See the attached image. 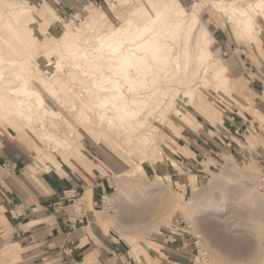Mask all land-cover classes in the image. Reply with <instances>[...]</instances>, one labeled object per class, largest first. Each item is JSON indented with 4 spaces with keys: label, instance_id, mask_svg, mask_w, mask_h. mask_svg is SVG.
<instances>
[{
    "label": "rangeland",
    "instance_id": "1",
    "mask_svg": "<svg viewBox=\"0 0 264 264\" xmlns=\"http://www.w3.org/2000/svg\"><path fill=\"white\" fill-rule=\"evenodd\" d=\"M140 1L22 0L17 3L0 0V21L6 20L0 32L4 30L10 38L2 40L4 37L0 36V56L8 64L17 57L26 59L24 67L39 77L35 86L42 94L45 109L49 110L46 114L40 105L33 106L28 129L17 128L15 118L6 117L10 115L3 108L6 101H0V141L10 139L12 145H17L13 152H26L30 165L42 163L34 170L37 173L52 169V165L60 169L64 162L74 165L86 161L87 165L98 167L112 181V195L120 203L116 204L117 210L129 213L130 209H142L144 222L134 228V236L118 227L114 204H106L101 218L105 231L111 227L126 249H135L136 255L141 254L137 257L141 264H164L165 261L171 264L168 261L174 251L186 257L187 262H183L186 264H264V188L259 185L264 171L253 160L238 155L221 161L207 160L195 166L178 156L182 150L178 143H186L181 140L182 135H191V129L197 131L198 120L213 121L212 117L221 116L222 109L218 107L221 102L239 103L229 56L245 57V50L253 53L254 46L261 47L264 12L259 16L262 30L259 44L237 33L234 27L235 34L232 26H236V18L212 12L204 4L206 0H180L189 1L193 8L197 6L199 21L192 36L194 39L201 25L206 26L215 38L213 55L191 84L192 91L177 82L155 84L152 81L155 75H149L145 87L138 85L129 89L106 64L96 65L97 58L101 61L98 55L103 50L88 52L86 66L83 59L72 56L71 48L85 47L83 34L93 37L89 41L93 47L95 35L107 30L106 23L119 26L127 10L131 13L130 9ZM16 10L22 12L18 18ZM14 20L16 24L12 23ZM23 22L24 32L21 31ZM70 27L77 33L66 46V42L61 43L57 38ZM19 32L29 39L21 42ZM41 54L48 55L46 60ZM219 61L227 65L226 81L217 75ZM101 71L120 79L128 97L153 94L148 105H132L139 110L133 120L125 121L113 106L100 104L98 99L107 93L101 87L105 83ZM168 85L178 87L175 96L172 92L160 93L158 88ZM32 101H35L33 97ZM43 113L49 129L60 133V140L48 141L38 136L42 129L35 124L38 114ZM99 114L102 119L95 124ZM76 199L69 202L76 203ZM160 258L166 260L163 262ZM4 259L0 256V264H24L18 259Z\"/></svg>",
    "mask_w": 264,
    "mask_h": 264
},
{
    "label": "crops",
    "instance_id": "2",
    "mask_svg": "<svg viewBox=\"0 0 264 264\" xmlns=\"http://www.w3.org/2000/svg\"><path fill=\"white\" fill-rule=\"evenodd\" d=\"M243 54L235 59L229 56L239 103L221 102V116L215 114L213 121L197 119V131L191 129V135L180 137L186 143H178L182 149L178 156L186 163L195 166L238 155L264 171V42L260 48L254 46L253 53L247 49ZM11 142L0 141V256L4 260L141 264L137 259L141 254L126 249L111 227L105 231L102 226L106 196L113 189L108 176L86 161L64 162L60 169L52 165L42 173L30 171L29 155L13 152L17 145ZM74 190L76 203L66 197ZM171 257V264L187 262L175 251Z\"/></svg>",
    "mask_w": 264,
    "mask_h": 264
},
{
    "label": "bare ground",
    "instance_id": "3",
    "mask_svg": "<svg viewBox=\"0 0 264 264\" xmlns=\"http://www.w3.org/2000/svg\"><path fill=\"white\" fill-rule=\"evenodd\" d=\"M114 1L115 3H121V1L125 0ZM15 2L20 3L22 0H15ZM204 4L212 12L225 13L231 19L236 18V26H232L233 29L235 27L237 33L248 37L251 39V42L261 43L262 30L260 28L259 16L264 12V0H206ZM196 8L197 6L193 8L189 1L141 0L137 6L130 9L131 13L128 12L129 9L127 10L128 13L124 14L122 24L119 26H112L106 23L108 26L107 30L95 35L96 44L93 47L89 44L91 43L89 41L93 40V37L83 34L86 45L84 48H71L73 51L72 56L77 59H83L84 65L87 66L88 52L93 53L96 49L103 50V53L98 55L101 57V61L97 58L96 65L106 64L114 75L118 78L120 76L121 80L128 84L129 89H133L138 85L145 87L149 75H155L157 77L152 79L155 84L161 81L177 82L180 85H186L188 91H192L191 84L197 80L201 68L213 55L212 47L215 42V38L210 30L204 25L198 28L193 39L192 35L196 23L199 21ZM21 14L22 12H18L17 18ZM41 14L44 16V12H41ZM4 22H6L5 19L0 21V27ZM12 23L16 24V21L14 20ZM7 25L10 26L11 22L9 21ZM24 26L25 23L23 22L21 25L22 32L26 30ZM93 27L94 25L91 28L93 29ZM75 32L73 27L67 28L63 35L57 38V41L61 43L66 42V46H68L69 42L67 41L71 39ZM0 36L4 37L2 40H7L8 38L4 30L0 32ZM8 39L10 40V38ZM19 39L22 42L29 38L21 36L19 32ZM88 44L89 46H87ZM42 55L46 60L48 55ZM4 60L5 58L0 56V101H6L3 108L7 113H10V115L6 116L7 119L12 120L14 117V124H18L19 126L17 128L24 127L28 129V123L32 121L33 112L31 109H33V106L36 105L38 107L40 105L44 113H49V110L45 109V101L40 90L35 86L40 79L35 74L32 75V73L27 72L28 70L24 67L26 59L17 57L12 64L5 63ZM218 65L219 70L217 75L220 79L222 78L223 80L224 78V81H226L225 72L227 65L221 61L218 62ZM153 69L159 72H153ZM101 74L105 77V83L101 84V87L107 91L105 95L98 99L103 107L110 104L117 110L123 120L131 121L139 112L132 105L137 103L148 105L153 94L146 92L128 97L122 89L120 79L117 77L113 78L106 71H101ZM168 86L159 87L160 93L168 95L172 92L175 96L179 91L178 87ZM93 88L94 86L91 87V89ZM32 97L35 101H32ZM44 113L38 114V122L35 124V127L38 125V128L42 129L41 132H38V136L48 141L60 140V133H53L49 129V126L45 122ZM100 119H102L101 114L94 119V123L97 124ZM37 165L40 167L43 164L33 162L28 170L35 172L34 170L37 169ZM115 201L113 195L106 196V204L108 206L114 204V208L116 207L117 214L115 221L118 223V227L127 235H136L134 228L143 225L144 222L142 209H135L136 211L130 209L129 213H126L123 209L117 210L120 203L117 201L119 205L116 206L117 203ZM177 210L178 208L175 209V211ZM211 212L216 213L215 210H211ZM163 218L165 219V217Z\"/></svg>",
    "mask_w": 264,
    "mask_h": 264
},
{
    "label": "built area",
    "instance_id": "4",
    "mask_svg": "<svg viewBox=\"0 0 264 264\" xmlns=\"http://www.w3.org/2000/svg\"><path fill=\"white\" fill-rule=\"evenodd\" d=\"M259 182H260L259 184L262 186V188H264V179H261ZM71 192L72 193L66 195V197L68 198L69 201L75 202V199L77 198L78 194H76L75 190L71 191Z\"/></svg>",
    "mask_w": 264,
    "mask_h": 264
}]
</instances>
